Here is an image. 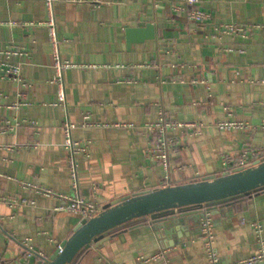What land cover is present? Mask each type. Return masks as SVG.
<instances>
[{"label":"crops","instance_id":"0c3cea01","mask_svg":"<svg viewBox=\"0 0 264 264\" xmlns=\"http://www.w3.org/2000/svg\"><path fill=\"white\" fill-rule=\"evenodd\" d=\"M199 7L211 13L202 23L181 0H55L61 57L75 64L63 71L61 98L45 1L0 0V264H38L34 252L52 255L82 219L59 207L58 195L74 191L65 122L87 148L76 155L78 193L103 208L122 195L219 175L226 152L264 151V0ZM219 22L260 26L243 35L222 32ZM147 23L154 37L127 43L126 28ZM9 65L19 74H6ZM160 110L200 124L195 133L169 132L168 168L150 152L146 126ZM222 121L247 126L220 129ZM209 212L221 264L257 253L264 189ZM158 225L115 230L72 264H207L199 222Z\"/></svg>","mask_w":264,"mask_h":264},{"label":"water","instance_id":"95a60500","mask_svg":"<svg viewBox=\"0 0 264 264\" xmlns=\"http://www.w3.org/2000/svg\"><path fill=\"white\" fill-rule=\"evenodd\" d=\"M153 24L126 28L127 43L151 39ZM264 189V158L244 168L223 174H207L185 183L164 185L122 195L90 218H82L50 256H39L38 264H72L91 243H98L115 230L150 219L159 227L184 221L199 222L205 211L215 209L243 194ZM176 227V226H175Z\"/></svg>","mask_w":264,"mask_h":264},{"label":"built area","instance_id":"2783aa9c","mask_svg":"<svg viewBox=\"0 0 264 264\" xmlns=\"http://www.w3.org/2000/svg\"><path fill=\"white\" fill-rule=\"evenodd\" d=\"M46 9L48 12L47 19L44 21L49 33V41L52 46L53 57H54V67L56 72L55 80L58 82L59 86V97L64 98L63 92V71L68 67H72L75 64L71 63L69 60H63L60 53L59 46V36L58 29H56V20L54 10V1L55 0H44ZM92 2L99 3L100 0H91ZM188 8L189 18L197 23H202V21L207 20L211 17V13L205 9L200 8L199 4L201 0H181ZM181 6L176 5V8L180 9ZM254 26H260V24L253 25H244L235 22H219L217 29H220L224 33H240L245 35L247 27L253 28ZM13 52L12 49L6 50L7 55ZM18 65H9L5 69V73L8 75H18L19 74ZM159 117L152 123L146 124L148 129L151 130L154 135L152 141V148L150 152L153 156L160 159L164 164L165 168L169 167L168 163V150L173 142L176 141V138L169 135V132L174 129L188 130L190 129L194 133L197 132L200 128V124L195 120L180 121L168 119L165 115V112L160 110ZM74 124L70 121L65 122L63 125L64 131V148L67 150L68 155V165H70L71 177L73 182V193L72 194H59L58 196L65 200V203L62 206H59L61 209L67 210L69 212H74L82 218H90L96 213H98L103 207L97 202L92 200L84 199L78 193V182H77V165H76V155L77 154H86V145L81 144L80 141L76 140L72 136L71 129ZM247 124L239 121H222L217 123V127L230 128V127H246ZM264 158V151L262 148H252L247 147L240 150L237 154H231L226 152L223 154L221 161L223 165V172L233 171L235 169L244 168L250 164H253L257 159ZM167 177V176H166ZM34 187V186H33ZM38 189L46 195H52L53 192L48 188H42L38 186ZM8 200L14 201L13 197H7ZM204 216L199 221V228L201 230L203 246L207 252V264H221L219 262V256L217 248L215 247V230H214V221L209 210L203 211ZM258 234V242L260 245L256 254L244 258L243 260H238L235 264H256L260 261H264V240L261 237V228L260 225L256 224L254 226ZM60 248V244L58 245ZM156 256V255H155ZM143 260V259H142ZM142 260L137 264H142Z\"/></svg>","mask_w":264,"mask_h":264},{"label":"trees","instance_id":"16d2710c","mask_svg":"<svg viewBox=\"0 0 264 264\" xmlns=\"http://www.w3.org/2000/svg\"><path fill=\"white\" fill-rule=\"evenodd\" d=\"M260 190V189H259ZM240 197H235V198H232V199H230L229 201H227V203L228 202H232V201H234V200H237V199H239Z\"/></svg>","mask_w":264,"mask_h":264}]
</instances>
